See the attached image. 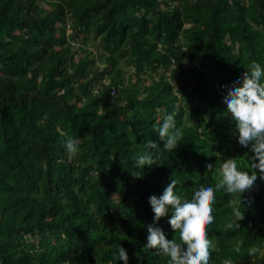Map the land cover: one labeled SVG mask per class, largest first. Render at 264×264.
I'll return each instance as SVG.
<instances>
[{"label": "trees", "instance_id": "obj_1", "mask_svg": "<svg viewBox=\"0 0 264 264\" xmlns=\"http://www.w3.org/2000/svg\"><path fill=\"white\" fill-rule=\"evenodd\" d=\"M253 61L264 67V0H0V264H123L117 245L129 264H168L145 248L149 197L175 179L191 199L219 178L208 164L254 156L223 102ZM171 113L183 139L169 152L157 129ZM149 141L157 164L138 168ZM256 171L240 229L227 228L239 196L216 193L214 264H264ZM170 218L157 226L179 240Z\"/></svg>", "mask_w": 264, "mask_h": 264}, {"label": "clouds", "instance_id": "obj_2", "mask_svg": "<svg viewBox=\"0 0 264 264\" xmlns=\"http://www.w3.org/2000/svg\"><path fill=\"white\" fill-rule=\"evenodd\" d=\"M264 67L253 61L237 81L228 89L223 102L227 105V113L234 124V135H238V143L250 150L254 156L248 157L244 165L238 163L241 158L224 159L215 167L207 165V173L218 175L214 186L200 185L191 197L184 199L177 194V180L173 179L160 197H149V203L154 212V223L147 225V244L145 248L157 250V254L168 258V264H214L212 261V241L208 237V228L215 223L214 205L216 193L224 191L229 195H238L239 200H230L233 215L236 218L227 225L228 229H240L238 223L244 219L242 194L250 191L256 180L257 169L260 178L264 179ZM159 138L164 142L163 150L172 152L183 139L182 128L177 127L175 113L163 117V123L157 129ZM64 147L69 158H75L80 152V139L69 136L64 141ZM144 151L136 156V167L144 169L157 164L161 146L149 141ZM154 150V151H153ZM247 157V156H245ZM258 161V163H257ZM247 170H242V169ZM171 213L168 223L176 234L168 240L164 231L158 227L160 220ZM118 257L123 264H129V255L124 247L117 245ZM242 251L240 246L235 252ZM261 249L255 246L247 250L249 256H255ZM116 256V253H113ZM111 264V262H109ZM223 264H233L231 259H225Z\"/></svg>", "mask_w": 264, "mask_h": 264}, {"label": "rangeland", "instance_id": "obj_3", "mask_svg": "<svg viewBox=\"0 0 264 264\" xmlns=\"http://www.w3.org/2000/svg\"><path fill=\"white\" fill-rule=\"evenodd\" d=\"M145 82H146V84H149L150 83V80L147 79ZM239 264H246V263L242 262V263H239Z\"/></svg>", "mask_w": 264, "mask_h": 264}, {"label": "built area", "instance_id": "obj_4", "mask_svg": "<svg viewBox=\"0 0 264 264\" xmlns=\"http://www.w3.org/2000/svg\"><path fill=\"white\" fill-rule=\"evenodd\" d=\"M112 95L115 97L116 95L115 89L112 90Z\"/></svg>", "mask_w": 264, "mask_h": 264}]
</instances>
